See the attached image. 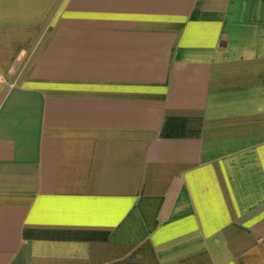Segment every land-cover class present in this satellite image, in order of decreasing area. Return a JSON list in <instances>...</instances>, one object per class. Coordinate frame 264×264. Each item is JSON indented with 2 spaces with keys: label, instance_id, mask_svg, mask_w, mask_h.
Returning <instances> with one entry per match:
<instances>
[{
  "label": "crops",
  "instance_id": "obj_1",
  "mask_svg": "<svg viewBox=\"0 0 264 264\" xmlns=\"http://www.w3.org/2000/svg\"><path fill=\"white\" fill-rule=\"evenodd\" d=\"M0 264H264V0H0Z\"/></svg>",
  "mask_w": 264,
  "mask_h": 264
}]
</instances>
